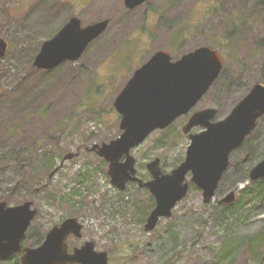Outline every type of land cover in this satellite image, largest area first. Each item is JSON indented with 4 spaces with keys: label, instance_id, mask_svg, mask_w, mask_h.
I'll list each match as a JSON object with an SVG mask.
<instances>
[{
    "label": "rangeland",
    "instance_id": "1",
    "mask_svg": "<svg viewBox=\"0 0 264 264\" xmlns=\"http://www.w3.org/2000/svg\"><path fill=\"white\" fill-rule=\"evenodd\" d=\"M258 2L148 0L130 9L124 0H0V37L8 46L0 63V202H33L37 214L25 245H40L52 227L75 217L83 235L69 242L94 241L109 253V264H261L264 199L236 205L251 182L247 167L264 158V116L232 153L215 198L205 203L203 190L192 186L153 231L145 229L155 207L151 192L134 183L125 190L112 185L109 163L88 149L122 133L115 99L159 50L178 59L212 43L221 52L222 74L193 111L213 107L216 120L226 118L264 83V6ZM73 17L84 26L111 22L77 61L38 69L43 43ZM187 122L181 117L133 150L142 177L158 157L167 172L184 161ZM230 191L236 205L224 208L218 201ZM0 264H22L21 255Z\"/></svg>",
    "mask_w": 264,
    "mask_h": 264
},
{
    "label": "water",
    "instance_id": "2",
    "mask_svg": "<svg viewBox=\"0 0 264 264\" xmlns=\"http://www.w3.org/2000/svg\"><path fill=\"white\" fill-rule=\"evenodd\" d=\"M147 0H125L134 9ZM109 19L82 26L73 17L53 37L47 39L34 60L38 69L50 70L66 61H77L89 44L108 28ZM7 42L0 37V63L7 52ZM224 59L219 50L200 46L174 60L167 50H159L139 67L114 102L121 115L122 133L107 143L94 144L96 152L109 163L111 183L125 190L127 183L138 181L155 198V207L145 224L153 231L162 218L173 215L177 204L189 193L191 183L203 190L204 202L216 196L219 183L230 166L231 153L241 147L264 116V83H257L224 119L214 121L217 108L195 112L183 127L185 133L196 126L204 129L190 133L191 143L186 158L171 172H165L161 158L147 164L151 180L137 176L136 158L132 149L141 145L153 131L165 129L178 117L189 113L219 78ZM68 154L64 160L73 157ZM191 173V178L188 175ZM53 174H51L52 176ZM264 178V158L250 171V181ZM236 192L230 191L219 203L230 204ZM37 214L32 201L18 205L0 202V259L21 254L22 264H109L107 251L96 249L94 241L70 251L69 236L82 237L83 224L69 217L47 233L38 246H25L23 241ZM264 260V258H263Z\"/></svg>",
    "mask_w": 264,
    "mask_h": 264
},
{
    "label": "trees",
    "instance_id": "3",
    "mask_svg": "<svg viewBox=\"0 0 264 264\" xmlns=\"http://www.w3.org/2000/svg\"><path fill=\"white\" fill-rule=\"evenodd\" d=\"M258 4L260 6H264V0H259ZM209 45L214 47V45L212 43H210ZM248 140H249V138L246 140V142H248ZM250 169H251V165L247 167L248 171ZM192 186H195V185L192 184ZM243 198H248L249 201L246 202V201H244ZM259 198L264 199V178H261L257 181H251L245 188L242 189L241 199L239 202H237L238 205H236V203H232V204L242 208V207H246V205L252 203L253 200H258ZM232 204H225V205L221 204V205L224 206V208H225L228 205H232ZM18 256H20V255H14L13 258L18 257Z\"/></svg>",
    "mask_w": 264,
    "mask_h": 264
},
{
    "label": "flooded vegetation",
    "instance_id": "4",
    "mask_svg": "<svg viewBox=\"0 0 264 264\" xmlns=\"http://www.w3.org/2000/svg\"><path fill=\"white\" fill-rule=\"evenodd\" d=\"M124 2H125V0H124ZM147 2V1H146ZM145 3V2H144ZM72 19V18H71ZM110 22H111V19H110ZM68 23V22H67ZM82 26H84L83 25V23H82ZM90 46V45H89ZM202 100V99H201ZM200 100V101H201ZM199 101V102H200ZM198 102V103H199ZM197 103V104H198ZM197 106V105H196ZM195 106V107H196ZM194 107V108H195ZM193 108V109H194ZM208 108H213V107H208ZM208 108H205V109H208ZM193 109L189 112V113H187V114H184V115H182V116H180V117H178L171 125H173L174 123H176V121H178V119H180L181 117H185L186 118V122L188 121L189 122V120H190V118L192 117V115L195 113V112H197V111H201V110H204V108L203 109H198V110H196V111H193ZM218 110V109H217ZM214 121H217L216 120V118H214L213 119ZM187 122V123H188ZM170 125V126H171ZM169 126V127H170ZM204 128L203 127H201V126H196V127H194L192 130H191V132H189L188 133V135H189V138H190V133H199V132H201L202 130H203ZM158 130H160V129H158ZM157 131V130H156ZM133 150L134 149H132V154H133ZM136 158V157H135ZM136 161H137V158H136ZM161 166H162V160H161ZM136 167H137V162H136ZM162 168H163V170L165 171V172H167L165 169H164V167L162 166ZM251 171V170H250ZM137 176L138 177H140V178H142L143 180H145V181H147V180H151L152 179V175H151V173L149 172V170H148V177L146 178L145 176L144 177H142V175H140V173H139V171H138V168H137ZM130 183H134V184H138L139 185V183H138V181H130V182H128L127 183V186L130 184ZM72 236H74V237H77L74 233H72L70 236H69V238H68V242H69V239L72 237ZM77 238H82V237H77ZM89 241V240H88ZM87 241H84V242H82L81 244H79V245H76V244H73V243H71V242H69V244H70V251H73L74 250V248L75 247H82L85 243H86ZM263 258H264V254H263ZM263 258H262V260H263ZM264 261V260H263ZM261 264H263V262H261Z\"/></svg>",
    "mask_w": 264,
    "mask_h": 264
}]
</instances>
